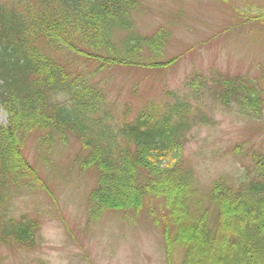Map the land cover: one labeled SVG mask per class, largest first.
<instances>
[{"label": "trees", "instance_id": "obj_1", "mask_svg": "<svg viewBox=\"0 0 264 264\" xmlns=\"http://www.w3.org/2000/svg\"><path fill=\"white\" fill-rule=\"evenodd\" d=\"M140 4L0 0V107L8 114V125L0 123V242L24 246L36 238L37 225L14 220L8 201L39 184L22 154L37 131L45 145L67 135L82 144V170L97 173L91 220L111 211H146L166 232L167 254L182 249L180 264H264V154H253L245 180L223 178L199 195L179 157L192 129L207 122L202 108L175 95L114 125L101 88L90 84L92 73L106 67L162 65L153 60L164 54L170 35L164 29L147 37L137 33ZM197 75L187 84L195 100L207 95L224 106L236 104L242 116L263 117L264 90L254 82L225 76L208 82Z\"/></svg>", "mask_w": 264, "mask_h": 264}, {"label": "rangeland", "instance_id": "obj_2", "mask_svg": "<svg viewBox=\"0 0 264 264\" xmlns=\"http://www.w3.org/2000/svg\"><path fill=\"white\" fill-rule=\"evenodd\" d=\"M138 1L137 33L147 37L164 29L170 37L164 54L153 60L162 65H115L92 78L105 96L112 123L131 121L152 103L162 107L175 95L188 96L207 117L189 133L179 157L193 173L199 195L223 178L245 180L253 171V154H264V114L251 119L239 114L236 104L224 106L207 95L195 100L187 84L195 74L208 82L225 76L250 80L264 90V19L245 20L264 14V0ZM7 122L0 107V123ZM42 134L34 132L22 147L39 184L8 201L14 220L36 222V238L24 246L0 242V264H180L182 249L167 254L166 232L146 211H111L91 220L97 173L82 170V144L67 135L45 145Z\"/></svg>", "mask_w": 264, "mask_h": 264}]
</instances>
